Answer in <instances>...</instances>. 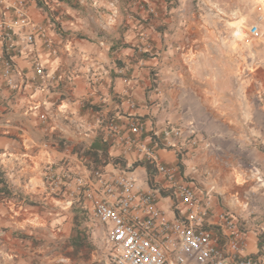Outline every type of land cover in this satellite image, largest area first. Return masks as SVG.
<instances>
[{
  "label": "crops",
  "instance_id": "obj_1",
  "mask_svg": "<svg viewBox=\"0 0 264 264\" xmlns=\"http://www.w3.org/2000/svg\"><path fill=\"white\" fill-rule=\"evenodd\" d=\"M254 2L26 0L28 14L58 50L45 49L40 35L25 44L27 27L15 28L12 48L0 38V52L27 77L22 89L12 90L0 61V264L76 263L82 245L75 228L77 222L93 225L79 221L90 208L46 193L50 161L128 170L143 189L159 188L168 219L185 217L187 207L145 154L103 125L112 119L125 136L133 135L128 121L134 116L145 123L141 139L150 145L167 124L203 129L210 147L191 149L181 162L158 145V158L180 165L179 181L202 194L211 191L206 226L218 231L223 212L243 220L248 241L242 256L264 261V186L258 181L264 179V44L233 32L235 22L253 20ZM12 15L0 3V21ZM36 60L63 76L51 93L34 88ZM62 111L94 130L81 134L61 116L40 119Z\"/></svg>",
  "mask_w": 264,
  "mask_h": 264
},
{
  "label": "built area",
  "instance_id": "obj_2",
  "mask_svg": "<svg viewBox=\"0 0 264 264\" xmlns=\"http://www.w3.org/2000/svg\"><path fill=\"white\" fill-rule=\"evenodd\" d=\"M0 3L5 10L13 12L10 20L0 21V38L10 42L8 48L13 47L15 28L27 27L29 31L24 38L25 44L32 45L40 35L44 48L52 54L57 53L55 42L46 35L45 26L35 23L28 14L26 0H19L16 5L6 0H0ZM254 3L256 14L253 20L235 22L233 32L238 38L264 44V0H255ZM151 12L154 10L151 9ZM0 61L8 87L15 91L22 89L27 77L22 71H17L12 57L0 52ZM34 71V88L49 93L63 77L57 72H50L39 60L34 61ZM121 99L126 100L130 108L136 107L131 98L124 96ZM35 108L37 106L32 105V110ZM56 116L73 124L81 134L90 135L94 130V125L73 120L67 111L59 112V115L42 113L40 119L47 122ZM97 120L100 125L106 120L103 125L108 128L111 137L121 133L129 149L136 148L144 153L168 182L179 203L187 207L185 217L168 219L159 207V188L143 189L137 177L128 170L111 172L103 168L91 169L84 161L75 163L71 158L47 163L44 169L46 193L55 198H69L71 204L87 202L95 219L108 226L107 239L113 247L111 264H264L261 259L242 256L248 241L244 221L223 212L219 216L221 223L218 231L206 226L211 209V191L202 194L190 181H179L180 165L164 164L158 158V145L174 150L181 162L191 149L210 147L212 144L202 128L167 124L161 137L150 145L141 139L146 131L145 123L135 116L128 121L133 135L127 136L114 120ZM65 150L69 152L70 147L66 146ZM258 181L264 186L263 178Z\"/></svg>",
  "mask_w": 264,
  "mask_h": 264
},
{
  "label": "rangeland",
  "instance_id": "obj_3",
  "mask_svg": "<svg viewBox=\"0 0 264 264\" xmlns=\"http://www.w3.org/2000/svg\"><path fill=\"white\" fill-rule=\"evenodd\" d=\"M79 216V221L87 219L93 225L77 222L75 229L79 234V245L82 246L75 254V264H111L113 247L107 239V228L96 221L91 209H84Z\"/></svg>",
  "mask_w": 264,
  "mask_h": 264
}]
</instances>
